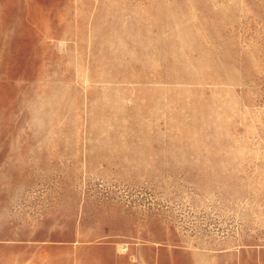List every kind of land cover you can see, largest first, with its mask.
Segmentation results:
<instances>
[{"label": "rangeland", "instance_id": "1", "mask_svg": "<svg viewBox=\"0 0 264 264\" xmlns=\"http://www.w3.org/2000/svg\"><path fill=\"white\" fill-rule=\"evenodd\" d=\"M0 264H264V0H0Z\"/></svg>", "mask_w": 264, "mask_h": 264}]
</instances>
